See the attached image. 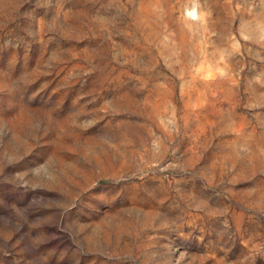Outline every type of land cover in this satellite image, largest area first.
<instances>
[{
    "label": "rangeland",
    "instance_id": "rangeland-1",
    "mask_svg": "<svg viewBox=\"0 0 264 264\" xmlns=\"http://www.w3.org/2000/svg\"><path fill=\"white\" fill-rule=\"evenodd\" d=\"M0 264H264V0H0Z\"/></svg>",
    "mask_w": 264,
    "mask_h": 264
}]
</instances>
